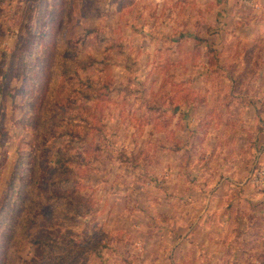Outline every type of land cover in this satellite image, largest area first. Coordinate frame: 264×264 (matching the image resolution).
Here are the masks:
<instances>
[{
	"label": "rangeland",
	"instance_id": "obj_1",
	"mask_svg": "<svg viewBox=\"0 0 264 264\" xmlns=\"http://www.w3.org/2000/svg\"><path fill=\"white\" fill-rule=\"evenodd\" d=\"M32 4L0 0V199L21 154L31 167L39 155L49 178L68 145L74 195L88 209L58 231L81 251L71 264H264V189L252 182L264 170V25L243 24L264 21L260 3L237 0L218 24L211 2L207 11L198 0L73 1L65 36L76 50L66 55L97 63L61 77L55 121L74 136L56 129L39 153L32 103L47 98L31 94L14 59L31 40ZM51 20L42 15L39 31ZM20 257L42 264L33 241Z\"/></svg>",
	"mask_w": 264,
	"mask_h": 264
},
{
	"label": "trees",
	"instance_id": "obj_2",
	"mask_svg": "<svg viewBox=\"0 0 264 264\" xmlns=\"http://www.w3.org/2000/svg\"><path fill=\"white\" fill-rule=\"evenodd\" d=\"M73 1L75 0H36V4L31 5L35 14L34 25L29 30L31 40L24 45L29 51L21 48L23 43H20L14 56L16 61L22 63V75L26 86L30 85L29 90L33 89L30 90L31 94L47 98L44 102L32 103L34 110L37 108L41 111L36 153L59 135L56 129L63 127V135L74 136L68 131V128H72L70 124H57L55 121L54 94L61 77L71 81L78 76L80 69L85 70L97 63L95 60H74L66 55L76 50V43L65 36L71 24ZM48 14L52 16V20L44 26L45 31H39L42 15ZM84 37L85 35L81 42L85 41ZM29 90H23L24 97L30 94ZM261 132H264V126L260 121L257 133ZM19 159L7 192L0 199V264H21V245L27 241H33L37 246L42 264H58L64 260L71 264L73 258L81 255V251H75L72 241L67 242V238L59 235L58 231L61 227L75 225L77 214L88 213L85 203L74 195V164L77 158L68 145L62 147L55 161L54 174L49 178L40 169L39 155L36 156L33 167L30 166L29 156L21 154ZM23 170H27L25 175ZM31 175L34 177L33 181L26 182L25 178L28 179ZM46 209L50 210V216L44 214ZM14 213L18 215L15 216ZM42 219L45 220V225L35 238L30 231Z\"/></svg>",
	"mask_w": 264,
	"mask_h": 264
},
{
	"label": "crops",
	"instance_id": "obj_3",
	"mask_svg": "<svg viewBox=\"0 0 264 264\" xmlns=\"http://www.w3.org/2000/svg\"><path fill=\"white\" fill-rule=\"evenodd\" d=\"M198 1L199 2H202V4H203V2L205 3V9L207 11L211 10L210 9L211 6H209V4H208L209 2H211V5H212V3L217 4L216 6H214L212 8V10L214 11V14H213V17L211 19H214L215 23L217 21L218 24L219 23H222V21H224L227 16H230L236 10L237 0H198ZM258 2L262 6V10L261 11L264 13V0H258ZM244 19H245V22H243V24L244 23H245L244 25H246V23L249 24V26L252 27V30L253 29H256V27H257L258 24L264 25V21L262 22L261 19L258 18V17L257 18H253L252 17L249 20H246V18H244ZM239 20L242 21L243 19L240 16H237L236 19H235V21H234V23H238ZM253 34H254V31H253V33L250 36L246 35V37L249 38L250 41H253L252 38L255 37ZM262 124L264 126L263 121H262ZM257 136H260V137H263L264 138V132H261ZM255 145H253V146L251 145V147H250V153H253L254 154L255 151L253 150V148H255L254 147ZM256 148L259 149V150H261L258 153V156H260L259 157V161H261V162L264 163V150H262L264 148V142H263V147H260L258 145V146H256Z\"/></svg>",
	"mask_w": 264,
	"mask_h": 264
},
{
	"label": "built area",
	"instance_id": "obj_4",
	"mask_svg": "<svg viewBox=\"0 0 264 264\" xmlns=\"http://www.w3.org/2000/svg\"><path fill=\"white\" fill-rule=\"evenodd\" d=\"M241 2L249 8H256L259 7V2L258 0H241ZM260 178L258 177L257 174L254 175V180H252L253 184L254 182H256V186L258 189H264V170H261V172H259ZM254 184V185H255Z\"/></svg>",
	"mask_w": 264,
	"mask_h": 264
},
{
	"label": "water",
	"instance_id": "obj_5",
	"mask_svg": "<svg viewBox=\"0 0 264 264\" xmlns=\"http://www.w3.org/2000/svg\"><path fill=\"white\" fill-rule=\"evenodd\" d=\"M177 111V110H176Z\"/></svg>",
	"mask_w": 264,
	"mask_h": 264
}]
</instances>
